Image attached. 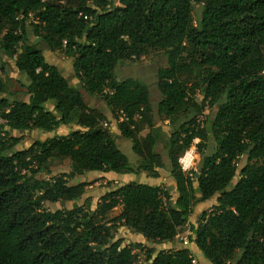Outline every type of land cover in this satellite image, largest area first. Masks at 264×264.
<instances>
[{"label": "trees", "instance_id": "1", "mask_svg": "<svg viewBox=\"0 0 264 264\" xmlns=\"http://www.w3.org/2000/svg\"><path fill=\"white\" fill-rule=\"evenodd\" d=\"M120 3L0 0V52L17 54L15 65L29 80L28 99L10 100L0 76V264H200L189 248L177 247L150 250L141 261L136 248L142 244L114 240V230L122 225L149 243L173 242L195 206L216 195L212 209L190 226L196 248L212 264H264V0ZM195 4L203 8L198 21ZM29 13L35 19L28 24ZM29 26L49 50L72 58L81 88L99 96L115 119L125 113L128 120L117 126L133 143L136 165L119 148L118 134L102 124L105 115L29 42ZM156 51L168 56L169 66L157 73V114L172 123L166 144L178 195L172 203L160 185L131 180L108 188L95 206L88 198L81 203L86 182L71 181L79 175H156L163 167L162 128L151 120L149 86L116 74L121 61ZM185 70L201 72L202 82L188 86ZM197 89L200 103L192 99ZM209 103L217 111L200 126L197 116ZM75 113L77 129L13 150L18 137L12 131L52 132ZM195 138L200 171L187 172L179 159ZM243 155L247 161L238 171ZM59 158L70 160L68 173L36 176ZM57 202L73 205L48 206ZM115 208L119 213L109 216Z\"/></svg>", "mask_w": 264, "mask_h": 264}, {"label": "rangeland", "instance_id": "2", "mask_svg": "<svg viewBox=\"0 0 264 264\" xmlns=\"http://www.w3.org/2000/svg\"><path fill=\"white\" fill-rule=\"evenodd\" d=\"M116 3L119 2V0H115ZM202 5L201 4H195L193 7V18L198 21L201 18L202 15ZM28 39L29 42L32 44H37L39 47L44 49V55L46 59L52 63L55 64L63 73L65 76L70 77V82L72 84H75L81 88V84L77 77L74 76V68H73V60L71 57L65 56L64 54L56 51H51L47 48L44 42L40 40V37L36 35L35 30L33 29V26H29L28 28ZM169 66L168 63V56L165 52L156 51L151 52L145 56H142L140 59H125L119 63V65L116 68V74L120 76L121 78L126 77H136L140 79L142 82L147 84L149 86L150 92H151V101H152V113L151 120L153 121V124L155 127L162 128V139L159 141L157 145V150L162 153L163 155V167L157 168V174L156 175H148V177H153L151 180L160 181V186L163 189H166L169 191L171 198L170 202H174L176 199V191L173 189L171 183L173 181V176L171 174V162L168 156V149H167V141L169 139V135L171 134V121L169 119H165L164 117L157 114V107L158 102L161 99L160 93L156 88V81H157V73L160 69L167 68ZM4 67V69L2 68ZM0 76L2 77V80L6 86V96L10 100H26L28 99L27 94V86L29 84V80L26 77L25 74L21 73L18 68L15 65V61L13 58L10 57L9 54L0 52ZM203 74L201 72H190L189 70H185L181 74V79L188 84V86H192L194 83V80L197 79L199 82H202ZM83 91V94L85 96V99L87 103L91 106L96 108L98 111L102 112L105 116L102 118V124L104 125L105 122L108 123L106 127H108L110 130L112 128L110 124L109 116L111 115L110 109L106 105V103L97 95H91L87 93L83 88H81ZM5 95V94H4ZM192 99L196 102L200 103L202 100V94L200 93L199 89L195 91L192 95ZM217 111V107L208 104L206 105L205 110L198 114L197 118V124L201 126L206 125L208 121L214 117L215 113ZM149 115V116H150ZM77 114H73V117H71V120L61 125L58 129L52 131V132H45L39 129H32V130H14L12 131L13 136L18 137V143L13 147V150H22V149H28L33 143H35L37 140H47L50 139L52 136L57 134H68L72 131V128L75 130L78 127H76L75 122L72 120L76 119ZM182 120L178 121L180 123ZM110 124V125H109ZM117 126V121H116ZM149 125L144 124L143 129H141L140 134L145 136L149 132ZM118 129V128H117ZM114 133L117 135V143L119 145V148L128 156L131 164L134 166L138 162V156L133 151L132 146L133 143L131 140L122 137L119 134V130L117 132L114 131ZM199 141L198 138H195L190 147L183 152L182 156L179 159V162L181 163L182 169L184 171H196L199 172V157L196 154V144ZM211 144V142H210ZM205 153H210V150L208 148H205ZM190 158L191 162L190 164H186L184 161H188ZM184 159V161H183ZM247 161V156L243 155L237 160V166L238 171L244 166V164ZM188 169H185V168ZM191 167V168H190ZM71 170V162L69 159L65 158H59L55 159L53 162H51L49 169H43L42 171L38 172L36 176L41 179H48L55 175H60L63 173H68ZM239 178V174L236 176L235 181ZM140 179H145V175L143 173L139 174H129L124 176H117L115 174H112L110 172H98V171H92V172H86L85 174L79 175L74 180H71L73 183H77L79 181L86 182V194L84 195L82 202H84V199L88 198L91 200L93 206H95L98 202H100L101 197L105 193V191L113 187L114 185H119L126 183L131 180L139 181ZM196 184V188H197ZM217 195L211 198L210 200H207L205 202H200L197 204L194 208L193 213L191 214L189 218V222L186 223L184 228L180 230V237H175L172 244H164V243H149L144 239V241H139V236H142L140 234H137L131 229L127 228L126 226H118L117 229L114 230V240L117 238H122L124 240L125 244L134 245L135 243H141L142 246L139 248H136V252L139 253L141 261L145 260L147 255L149 254L151 250V254L155 255L157 252L161 249H168L170 247H177V248H188L189 245L192 244V238H194V232L190 230L191 224H196L198 215L203 210H210L212 209V206L216 203ZM166 201V199L164 198ZM73 205L72 202H66V203H53L48 204V206L52 209H56L58 207H68L71 208ZM119 213V208H115L113 211L109 212V216H115ZM143 240V239H142ZM187 241V243H186ZM194 246V245H193ZM190 249V253L193 255V257L198 261V256L196 255L194 249ZM203 264V263H202Z\"/></svg>", "mask_w": 264, "mask_h": 264}, {"label": "crops", "instance_id": "3", "mask_svg": "<svg viewBox=\"0 0 264 264\" xmlns=\"http://www.w3.org/2000/svg\"><path fill=\"white\" fill-rule=\"evenodd\" d=\"M53 107V105L52 104H50V106H49V108H52ZM109 119H110V124H111V126H112V128H111V130L114 132H117L118 131V126H116V120H115V118L112 116V114L109 116ZM73 122H75V123H77V118L76 119H74V120H72ZM69 122V121H68ZM67 122V123H68ZM109 124V125H110ZM76 127H78V125L76 124ZM72 130H74L73 128H72ZM64 134H66V133H64ZM132 146V145H131ZM191 168V167H190ZM110 173H112V172H110ZM143 173V175H145V179H140V181H142V182H146V183H149V184H151V185H160V181H156V180H151V179H153V177H148V175H147V173L146 172H142ZM112 174H115V173H112ZM131 174V173H130ZM115 175H117V176H124V175H129V174H115ZM171 185H172V187H173V189L176 191V196L178 195V192H177V189H176V184H175V180H174V178H173V181H172V183H171ZM143 239V240H142ZM139 241H144V238H143V236H139ZM170 244H172L173 242H169ZM187 243V242H186ZM168 244V243H167ZM192 244L194 245V243L192 242ZM189 245L188 246V248H191L192 250L194 249V251H195V253H196V255L198 256V262L200 263V264H212L211 262H209L208 260H206L205 258H204V256H203V254H202V252H200L197 248H196V246L194 245Z\"/></svg>", "mask_w": 264, "mask_h": 264}, {"label": "built area", "instance_id": "4", "mask_svg": "<svg viewBox=\"0 0 264 264\" xmlns=\"http://www.w3.org/2000/svg\"><path fill=\"white\" fill-rule=\"evenodd\" d=\"M113 2H114V4L115 5H120L121 3H120V0H119V2L118 3H116V1L115 0H113ZM82 13H80V15H81ZM23 18V14H20V16L18 17V19H22ZM85 18H87V16L85 15ZM34 19H35V16H34V14L33 13H29V16H28V19H27V22H28V24L29 23H31L32 21H34ZM18 31L20 32V29H18ZM6 32V30L4 29V30H2V32H1V36L4 34ZM16 57H17V54H14V56H13V59H16ZM116 121H126V120H128L127 119V117H126V115H125V113L122 111V110H120V112H119V119H115ZM108 125V123L107 122H105L104 123V126H107ZM185 168V167H184ZM185 169H188V168H185ZM181 236V234H180V232L176 235V237H180ZM187 242V241H186ZM198 261L193 257V263H197Z\"/></svg>", "mask_w": 264, "mask_h": 264}, {"label": "water", "instance_id": "5", "mask_svg": "<svg viewBox=\"0 0 264 264\" xmlns=\"http://www.w3.org/2000/svg\"><path fill=\"white\" fill-rule=\"evenodd\" d=\"M228 189H230V188H228Z\"/></svg>", "mask_w": 264, "mask_h": 264}]
</instances>
